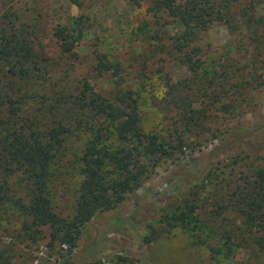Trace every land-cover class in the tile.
<instances>
[{
  "label": "trees",
  "instance_id": "obj_1",
  "mask_svg": "<svg viewBox=\"0 0 264 264\" xmlns=\"http://www.w3.org/2000/svg\"><path fill=\"white\" fill-rule=\"evenodd\" d=\"M0 1V205L9 203L25 217L22 229L32 241L47 228L52 251L57 247L70 256L82 226L97 211L112 210L139 186L150 174L149 161L171 157L185 146V135L200 125L206 109L218 105L220 111L234 113L264 87V0H146L153 27L143 23L138 33L153 41L154 52L165 47L186 73L176 81L166 75L167 92L178 103L167 148L166 137L140 126L132 90L104 92L90 74L69 79L67 85L64 77L53 76L58 62L49 56L51 49L65 60L63 73L74 75L80 41L89 31L84 23L76 19L67 27L57 22L43 32L17 0ZM213 21L226 24L236 58L204 55L200 36ZM91 50L88 72H94L95 79L111 70L116 73L117 65L106 52L96 44ZM76 130L88 138L77 158L81 180L73 214L62 218L52 208L48 187L55 158ZM228 138L220 141L212 156L219 163L220 154L230 151L232 167L245 172L241 184L226 195L238 224L204 223L194 214L193 200L172 210L169 219L189 230L192 245L207 246L212 259L222 256L229 264H264V123L246 130L245 136L234 131ZM110 140L112 144L106 142ZM244 160L249 165L243 163L242 170ZM12 177H17L18 188L10 185ZM223 211L220 207L216 214L222 216ZM192 214L200 222L194 224L196 229L188 226ZM205 230L216 236L215 243L201 238L199 233ZM236 248L246 255L240 261L234 259ZM6 259L0 249V264H10Z\"/></svg>",
  "mask_w": 264,
  "mask_h": 264
},
{
  "label": "rangeland",
  "instance_id": "obj_2",
  "mask_svg": "<svg viewBox=\"0 0 264 264\" xmlns=\"http://www.w3.org/2000/svg\"><path fill=\"white\" fill-rule=\"evenodd\" d=\"M147 5L146 0H17V6L43 32L57 22L67 27L76 19L84 23L89 31L80 41L74 75L69 78L63 73L65 60L53 55L54 49H51L49 56L58 62L53 67V76L64 77L67 85L69 79L90 74L95 86L104 92L115 88L132 90L140 126L146 132L166 137V146L170 148L167 140L169 132L176 127L174 114L178 103L167 92L166 75L176 81L184 71L172 61L165 47L161 52H154L153 41L138 33L143 23L148 22L150 26L153 23ZM232 38L225 23L213 21L200 36L199 44L209 59L225 54L236 58L231 48ZM94 44L109 55L113 66L117 65L116 73L111 70L95 79L94 72H88ZM241 104L234 113L222 112L218 105L210 106L200 125L185 135V146L174 151L171 157L147 161L149 176L125 194L112 210L97 211L82 226L70 256L57 247L53 251L48 249L47 228H42L41 234L35 235L37 240L32 241L22 229L25 217L9 203L0 205V249L5 251L10 264H229L222 256L212 259L207 246L192 245L189 230L179 223L173 225L175 221L169 218L172 210L186 200H193L194 214L204 223L221 227L238 224L226 195L241 184L245 172L232 167L230 151L220 154L219 163L212 153L232 132L245 136L246 130L264 123V87ZM195 106L200 107L198 103ZM87 138L86 134L73 131L53 164L47 195L53 210L62 218L73 214L81 180L77 158ZM106 142L112 144L113 140ZM243 163L249 165V160L242 161V170ZM10 185L18 188L17 177L10 178ZM220 207L224 209L222 216L216 214ZM194 214L188 224L190 228L200 225ZM209 231L199 234L213 244L216 236L212 237ZM235 252L237 261L246 256L243 249L236 248Z\"/></svg>",
  "mask_w": 264,
  "mask_h": 264
}]
</instances>
